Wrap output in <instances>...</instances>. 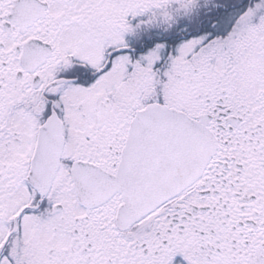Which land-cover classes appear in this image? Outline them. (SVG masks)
I'll return each instance as SVG.
<instances>
[{
	"label": "snow or ice",
	"instance_id": "snow-or-ice-1",
	"mask_svg": "<svg viewBox=\"0 0 264 264\" xmlns=\"http://www.w3.org/2000/svg\"><path fill=\"white\" fill-rule=\"evenodd\" d=\"M0 264H264V0H0Z\"/></svg>",
	"mask_w": 264,
	"mask_h": 264
}]
</instances>
